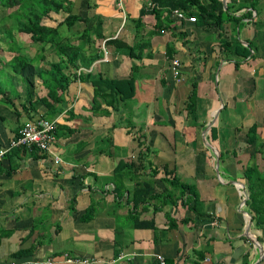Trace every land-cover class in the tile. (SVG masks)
I'll list each match as a JSON object with an SVG mask.
<instances>
[{"label": "crops", "instance_id": "1", "mask_svg": "<svg viewBox=\"0 0 264 264\" xmlns=\"http://www.w3.org/2000/svg\"><path fill=\"white\" fill-rule=\"evenodd\" d=\"M72 1L73 11L82 7L83 12L82 0ZM90 1L88 22L96 28L99 15L105 39L83 37L85 24L75 23L67 41L79 44L87 57L97 55L79 70L125 78L136 67L129 104L134 130L158 149L150 154L154 165L167 163L177 175L192 180L201 213L188 210L180 200L155 213L151 204L137 211L139 219L153 217L154 228L134 224L126 199L132 183L117 199L110 179L118 160H135L137 155L125 126L128 114L105 104L108 115L93 114V87L76 80L65 94V108L52 118L61 125L52 152L9 147L28 115L37 117L44 107L22 111L24 99L19 98L18 116L14 107L0 103V150L7 149L0 160V264L50 258L54 264H156L157 255L172 264H264V225L256 224L255 210L246 204L249 189L243 176L249 163L264 174V0H233L221 28L190 22L181 10L184 19L163 12L161 18L167 16L170 22L157 27L149 12L152 0H123V9L116 0ZM221 2L225 7L229 0ZM142 10L147 12L141 16ZM109 38L130 46L145 43L133 51L140 58L131 56L127 47L104 44L103 50ZM173 58L180 61L178 76L171 69ZM193 84L196 103L206 108L205 120L199 121L195 113L187 116L184 109ZM40 88L36 95L45 96L47 89ZM209 123L216 126L214 140ZM253 124L256 139L248 144L246 132ZM108 136L119 149L97 153L93 145ZM189 142L195 143L190 150ZM223 152L228 155L220 159ZM91 202L95 213L82 221L80 215ZM167 216L176 221L175 227L168 228ZM32 246H37L32 254L14 256ZM65 255L80 261L66 262Z\"/></svg>", "mask_w": 264, "mask_h": 264}, {"label": "trees", "instance_id": "2", "mask_svg": "<svg viewBox=\"0 0 264 264\" xmlns=\"http://www.w3.org/2000/svg\"><path fill=\"white\" fill-rule=\"evenodd\" d=\"M152 1V6H150L152 8L149 12L154 13L157 18V27L163 22L168 24L170 21L167 16L177 9L185 12L188 16H195L196 22L199 25L214 24V26L221 28L223 23L228 20L224 18V15L229 14L234 6L232 3L233 0H229L225 7H223L221 0H205V2L201 0ZM31 2L33 3L30 4ZM83 3L86 5L82 9L83 12H81L82 7L80 8V6V12H74L73 8L75 7V3L72 0H0V7L2 8L21 7V10H23L20 17L11 19L12 24L10 27L0 31V41L7 44L9 51L14 52V55L6 63V67L8 68L7 72L0 65V100L4 101L3 103H12V107H14L18 116H20V109H17L13 103L14 100L9 95L11 91L13 93V89H8L7 87V84L11 83V77H18L26 86L24 92L26 99L21 104L22 111L28 110L29 108L35 111L40 107H44L45 111L37 117L29 114V120H34L39 117L51 120L65 108L67 104L65 94L70 93V86L73 82L76 83V80L90 82L93 87L91 100V111L93 114L108 115L110 113V110L102 107V104L110 106L114 112L128 114L126 116L125 126L129 128L127 131L132 134V139L138 148L137 156L135 160H118L110 179L114 184L113 191L117 199L123 198L122 194L124 189H127V183H132L131 187L128 188L126 199L127 204L132 206L129 217L135 220L134 224L138 227L154 228L155 223L153 217L146 220L139 219V213L137 211L139 208L145 210L151 204L153 205L152 210L155 213L163 205H173L180 200L182 205L187 206L188 210L200 214L202 202L197 194L196 186L182 180L177 175L176 169L169 168L167 163H163L160 166L154 165L152 160L148 159V156L152 153L156 154L158 149L146 143L143 134H137L138 131L134 130V124L131 119L132 111L129 104L135 94L136 75L132 72L136 71V67L133 66L131 74L125 78L108 77L101 72L93 74L88 72L83 74L79 70L80 66L90 65L97 55L87 57L84 54V49L79 44L74 45L67 41L66 33L73 28L75 23L83 22L85 24V28L82 30V33H85L83 37L86 36L88 38L94 36L98 39H105V35L102 32L103 19L99 15H96L97 19L94 20L98 21L96 22L98 26L93 29L92 25L88 22L89 14L86 15L87 9L92 5L91 1L86 0L83 2L82 0L81 6ZM145 12L147 11L142 10L140 15H144ZM163 12L167 15L165 19L161 18ZM53 14L64 15L58 22L52 25L47 23V20L52 19ZM0 22H2V19H0ZM14 30L18 33L27 34L33 43L39 45L38 52L35 56L30 57L26 53L21 52V48L15 43ZM110 44L115 45L117 48H129L130 55H133L134 58H140V56L136 52L133 54V51H139L141 45H145V43H139L130 46L120 39H106L105 46L107 47ZM47 51H53L57 59L49 60L45 55ZM167 56H171L169 51H167ZM31 66L38 68L34 77H37L41 81L42 86L47 89L45 96L39 97L36 95L34 92L35 82L33 81L35 78L31 79L24 74V69ZM72 68L75 70L73 71ZM3 74H6L4 77L7 80L2 78ZM14 91L18 93L15 89ZM188 98L184 109L187 116H192L191 114H194L193 112L197 101L195 84H193V90ZM60 126V124H56L55 134L58 133V129L60 130ZM239 130L240 127H237L236 131ZM209 131L214 140L216 138V126L212 125ZM246 136V142L248 144H252L255 141L256 125L253 124L248 128ZM109 143L111 147L115 146L112 143L111 137H109ZM12 148L17 150H30L34 153L38 152L36 147H32L31 149L22 146ZM115 148L119 149L117 146ZM105 152L110 154V150ZM220 159H222V154H220ZM243 176L249 189V197L246 200V204L249 208L255 210L253 218L256 220V224L263 226L264 219L262 215H264V203H261L263 204L261 206L257 204L260 200H264V174H261L255 163H249L244 169ZM157 186L160 187V190L157 189ZM95 210L96 205L91 202L80 215V219L82 221L91 219ZM167 218L168 228L175 227L176 221L170 216H167ZM36 248L37 246H32L29 249L17 251L14 256L22 257L30 255L36 251ZM167 261L172 264L170 260L167 259Z\"/></svg>", "mask_w": 264, "mask_h": 264}, {"label": "rangeland", "instance_id": "3", "mask_svg": "<svg viewBox=\"0 0 264 264\" xmlns=\"http://www.w3.org/2000/svg\"><path fill=\"white\" fill-rule=\"evenodd\" d=\"M32 3L33 2H31L30 4H32ZM23 9H25V8H23ZM73 10H75V8H73ZM22 11L23 10H21V7L8 8V9L0 7V19H2V22H0V31L5 29V28L10 27L12 24L11 19H16V18L20 17V15L22 14ZM63 15L64 14H61V15L53 14V18L50 20H47V23L54 25L56 22H58L62 18ZM86 15H88V11L86 12ZM63 29H65V28H63ZM69 31L66 33V37H71L74 34L73 30H71L70 32ZM13 35L15 37V43L18 47L21 48L22 53H26L30 57H33L36 55V53L38 52L39 45L36 43H33L27 34L18 33L16 30H14ZM13 55H14V52H11L8 50L7 44L5 42L0 41V65L3 66V68L5 69L6 72L8 71V68L6 67V63L8 62V60L11 59V57ZM45 55L47 56V58L49 60H56L57 59V57L53 53V51H47V52H45ZM37 71H38V68H35L34 66H31V67H28L27 69H24V74L29 76L31 79L35 78V80H33V81L35 82L34 92L36 91V93L41 90V88H40L41 84L39 82V79H37V77H34L35 74L37 73ZM4 76H6V74H3V76H2V78L6 79ZM7 87H8V89H13V93H11L9 95L14 100L13 103L15 104V106L19 107L20 102H22L26 99V94L24 93L26 90L25 83L21 82V80L18 77H16V78L11 77V83L7 84ZM14 89L16 91H18V93L15 94ZM19 98L24 99V100L21 101ZM3 102L4 101L0 100V103L5 104V106H7L8 108H13L12 103H8V102L3 103ZM196 104H197V106L195 107V110L193 113H195L197 115V118L199 121L203 120V119L205 120L207 118L206 108H203V105L200 103L199 104L196 103ZM222 115L224 116L225 112H223ZM132 118H133V116L131 117V119ZM198 132L201 134L202 129L199 130ZM227 134H229V135L231 134V131L229 129L227 130ZM146 143H148V142H146ZM93 146L95 147V150L97 151V153L98 152H105L107 150L108 151L111 150V144L109 143V136L98 138V140L96 141V143ZM194 146H195V143L189 142L188 150H190ZM114 150L115 151L117 150L115 148V146H114ZM135 150L138 151L136 146H135ZM122 153H125V152H122ZM227 155L228 154L223 152L222 158H225ZM136 156L134 155L135 158H136ZM148 159L154 161L153 156L149 155ZM178 175L181 177L182 180H184L186 182L192 181L190 178L189 179L185 178L181 173H178ZM146 176H148V175L146 174Z\"/></svg>", "mask_w": 264, "mask_h": 264}, {"label": "built area", "instance_id": "4", "mask_svg": "<svg viewBox=\"0 0 264 264\" xmlns=\"http://www.w3.org/2000/svg\"><path fill=\"white\" fill-rule=\"evenodd\" d=\"M116 4L119 8L123 9V0H116ZM149 6H152V3H148ZM173 13L177 14L179 18L184 19L185 15L183 12L174 10ZM124 14V11H123ZM190 22H196L195 16H189L187 18ZM161 32H164V29H161ZM102 47L104 50V43H102ZM171 69L174 76H178L180 74V61L176 58L171 59ZM57 124V119H45L39 117L34 120H26L23 122L22 126L19 128L18 133L10 140L9 147H27L32 148L36 147L38 152L40 153H47L52 152V144L55 141V128ZM7 149L0 150V160L6 153ZM55 160L58 161L60 158L55 155ZM66 262H78L79 259H75L72 257H68L65 255ZM157 264H170L167 259L162 255L156 256ZM10 264H54V260L52 258L47 260H37V259H30L24 260L20 262H12Z\"/></svg>", "mask_w": 264, "mask_h": 264}, {"label": "water", "instance_id": "5", "mask_svg": "<svg viewBox=\"0 0 264 264\" xmlns=\"http://www.w3.org/2000/svg\"><path fill=\"white\" fill-rule=\"evenodd\" d=\"M212 126V123H209V125H208V128H210ZM218 160H217V165H218ZM248 198V195L246 196V199Z\"/></svg>", "mask_w": 264, "mask_h": 264}]
</instances>
